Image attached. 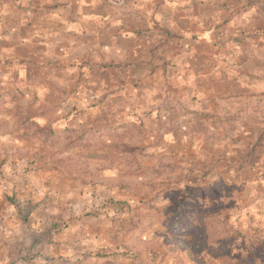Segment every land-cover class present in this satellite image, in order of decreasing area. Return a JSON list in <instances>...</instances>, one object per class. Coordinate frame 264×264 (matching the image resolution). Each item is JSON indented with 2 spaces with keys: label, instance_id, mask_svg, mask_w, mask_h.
<instances>
[{
  "label": "rangeland",
  "instance_id": "1",
  "mask_svg": "<svg viewBox=\"0 0 264 264\" xmlns=\"http://www.w3.org/2000/svg\"><path fill=\"white\" fill-rule=\"evenodd\" d=\"M0 188V264H264V0H0Z\"/></svg>",
  "mask_w": 264,
  "mask_h": 264
},
{
  "label": "crops",
  "instance_id": "2",
  "mask_svg": "<svg viewBox=\"0 0 264 264\" xmlns=\"http://www.w3.org/2000/svg\"><path fill=\"white\" fill-rule=\"evenodd\" d=\"M5 198H6L5 193L4 191H2V188H0V206L4 204Z\"/></svg>",
  "mask_w": 264,
  "mask_h": 264
},
{
  "label": "trees",
  "instance_id": "3",
  "mask_svg": "<svg viewBox=\"0 0 264 264\" xmlns=\"http://www.w3.org/2000/svg\"><path fill=\"white\" fill-rule=\"evenodd\" d=\"M130 149H132V148H130Z\"/></svg>",
  "mask_w": 264,
  "mask_h": 264
}]
</instances>
